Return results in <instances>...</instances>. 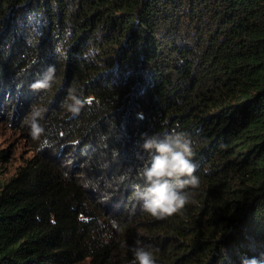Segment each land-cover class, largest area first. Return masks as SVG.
<instances>
[{"label": "trees", "instance_id": "trees-1", "mask_svg": "<svg viewBox=\"0 0 264 264\" xmlns=\"http://www.w3.org/2000/svg\"><path fill=\"white\" fill-rule=\"evenodd\" d=\"M73 89L95 97L77 116ZM7 112L28 134L38 112L44 134L13 171L0 150V264H137L136 241L155 264H264V0H0ZM173 131L199 187L156 219L140 145Z\"/></svg>", "mask_w": 264, "mask_h": 264}, {"label": "clouds", "instance_id": "clouds-1", "mask_svg": "<svg viewBox=\"0 0 264 264\" xmlns=\"http://www.w3.org/2000/svg\"><path fill=\"white\" fill-rule=\"evenodd\" d=\"M87 58V56H85ZM55 69L49 67L43 79L36 81L31 87L34 90H46L52 86ZM71 101L66 105L67 111L73 116L79 115L85 106L90 107L95 97L77 94L71 90ZM39 113L33 114L30 125V135L38 140L44 134V128L39 123ZM143 119V114L137 115ZM142 152L148 153L150 159L140 169L139 175L144 179L145 186L137 189L136 198L142 202L143 210L156 219H165L181 214L192 202L194 193L191 189L199 187V178L195 175L198 165L193 162V139L190 134L176 132L160 138L156 135H142ZM113 227H116L115 222ZM137 264H155L151 245H143L136 241L131 249ZM241 264H259L256 258L243 259Z\"/></svg>", "mask_w": 264, "mask_h": 264}, {"label": "rangeland", "instance_id": "rangeland-1", "mask_svg": "<svg viewBox=\"0 0 264 264\" xmlns=\"http://www.w3.org/2000/svg\"><path fill=\"white\" fill-rule=\"evenodd\" d=\"M0 113V150L4 149L8 155V162L4 165L7 172L13 171L21 162L22 159L31 154L33 150V139L29 132L20 130L17 127V122L5 120L6 115L10 114ZM14 119L17 118L18 113L13 112ZM13 124V125H12ZM28 134L27 136H25ZM68 164H73V160L68 159ZM98 200L110 206H117L121 204L118 198H104L103 195L98 196Z\"/></svg>", "mask_w": 264, "mask_h": 264}]
</instances>
